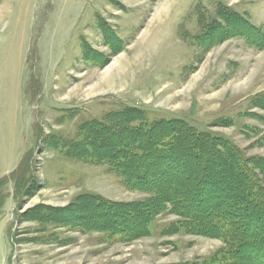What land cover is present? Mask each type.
Masks as SVG:
<instances>
[{"label":"rangeland","instance_id":"374dc122","mask_svg":"<svg viewBox=\"0 0 264 264\" xmlns=\"http://www.w3.org/2000/svg\"><path fill=\"white\" fill-rule=\"evenodd\" d=\"M223 5L264 27V0H0V264H234L222 238L170 210L131 239L65 223L86 195L143 207L154 195L49 145L134 107L264 162V48L200 39ZM248 219L249 238H264ZM250 252L236 264L264 260Z\"/></svg>","mask_w":264,"mask_h":264},{"label":"trees","instance_id":"16d2710c","mask_svg":"<svg viewBox=\"0 0 264 264\" xmlns=\"http://www.w3.org/2000/svg\"><path fill=\"white\" fill-rule=\"evenodd\" d=\"M218 8V18L202 32L203 43L224 34L264 48V27L257 28L234 9ZM110 121L85 123L79 141L69 144L57 135L49 145L82 161L108 164L122 175L127 189L154 197L143 207L141 202L123 205L86 195L78 201L84 207L74 203L68 217L72 222L65 223L83 232L103 230L131 239L149 234L156 214L170 210L184 219L190 232L222 238L234 264L244 252L264 253V238L250 239L242 228L249 217L264 223V162L247 158L228 140L199 132L182 120L153 118L143 109L125 108ZM262 258L254 255L253 262L264 264Z\"/></svg>","mask_w":264,"mask_h":264}]
</instances>
